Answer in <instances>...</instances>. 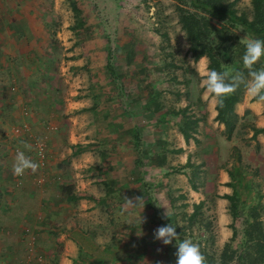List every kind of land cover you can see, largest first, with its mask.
<instances>
[{
    "label": "rangeland",
    "instance_id": "rangeland-1",
    "mask_svg": "<svg viewBox=\"0 0 264 264\" xmlns=\"http://www.w3.org/2000/svg\"><path fill=\"white\" fill-rule=\"evenodd\" d=\"M9 1L0 0V47L4 48L0 55V68L5 67L0 71V112L8 111V107H11L8 105L9 97H13L12 102H18L15 105L12 103L13 108L21 113L24 120L17 126L15 123V127L25 126L28 116L23 113L30 111L31 103L34 107L44 99L51 102V105L56 102L57 106L61 105V109H55L56 113L52 108V116L45 119L43 127L54 118H66L70 114L65 111L70 110L68 99L76 100L80 96L79 92L95 89L92 82L96 79L104 82L100 86L104 93L109 90L123 96V99L120 97L117 101L118 111L122 110L120 104L124 106V96L133 100L139 97V102H144L148 111L164 108L160 112H163V119L167 113L170 122L172 114L183 105L179 103L182 102L181 98L185 97L184 102L187 104L190 94L201 93L203 89L200 81L201 74L207 71V61L203 57L193 60V56L187 52L184 34L177 23L175 0H34L23 7H17L18 4ZM71 2L79 10L77 20L73 18ZM234 8L238 14L251 18L250 0H237ZM210 22L216 30L220 29L219 23ZM38 29L43 34L39 32L38 36L29 38L21 34L25 31L30 36L35 35ZM6 31L11 34H6ZM219 34L220 37H215L211 44L222 68L230 73L241 71L247 79L248 70L239 65L240 53L237 50L239 45L245 44L241 39L246 35L239 27L229 25L220 29ZM107 57L115 74H108ZM262 67L264 57L255 65L257 70ZM238 89L241 94H247L243 85ZM204 105L201 102L202 108ZM143 124H147L145 119ZM169 127L168 131L164 127L162 129V136L165 133L162 142L166 151L177 145L175 129L172 125ZM252 127H255L254 116L237 120L229 136V147L221 148V152L218 150L215 165L211 162L205 166L200 159L193 157V166L188 172L190 186L187 176V181L182 177H173L175 179L168 184L170 188L172 185L177 186L176 189L169 194L172 189L169 188L167 192L168 189L163 185L157 193L158 197H151L153 201L150 199L149 207H144L148 209V212L144 211L147 215L137 213V208L127 215L120 211L100 215L111 219V224L115 221V240L118 244L111 249L100 246L79 247L72 264H123L126 260L125 252L129 249L140 250L127 247V240L144 239L147 236L154 238V231L169 223L176 226L180 240L191 239L199 245L206 264H221L223 252L230 257L224 264H264V151L256 138L251 139ZM223 132L221 134L226 137ZM13 143L10 138L7 140L2 136L0 139L3 149H8ZM17 146L20 151L23 150V147ZM243 149L254 151L255 156L260 155L254 159L257 166L243 158ZM1 156H9L8 151ZM165 169L164 165L161 170ZM219 171L230 172L237 180V216L234 220L228 213L229 202L223 199V203H218V196L230 195L232 192L227 187L228 194L218 195ZM192 172L194 176H191ZM33 176H28V181L23 182L25 185L13 188L11 184L10 189L19 191L25 188V192L29 188L39 190L31 183ZM180 179L183 186L191 187L193 191L198 192L193 188H204L203 198L198 201L201 206L195 209L192 217H189L193 211L192 205L196 203H190L184 197V190L178 181ZM227 183L234 184L229 178L223 186ZM178 190L182 193H176ZM33 201L32 196H19L16 199V210L20 214L27 209L33 211L36 209ZM220 213L226 216H220ZM154 215H157V219L153 218ZM39 217L37 221L41 222ZM100 217L94 213L73 216L75 222L86 226L100 224ZM146 217L147 222H144ZM51 222L49 219L48 223ZM144 223L148 224V232L140 227ZM20 226L19 231L13 234V231L0 224V264H57L50 258L57 255L58 259L60 247L35 250L37 242L31 244L28 236L23 237L24 223ZM231 226L235 236L230 240ZM96 242H103V238ZM225 244L227 247H224ZM175 245L174 240L171 245L153 244L143 247L141 251L144 250L151 259L150 262L139 264H175ZM38 254L41 262L37 261ZM104 255L109 257L105 262L102 259Z\"/></svg>",
    "mask_w": 264,
    "mask_h": 264
},
{
    "label": "crops",
    "instance_id": "crops-1",
    "mask_svg": "<svg viewBox=\"0 0 264 264\" xmlns=\"http://www.w3.org/2000/svg\"><path fill=\"white\" fill-rule=\"evenodd\" d=\"M33 1L10 0L9 3L14 2L18 4L17 7H23L24 4ZM30 21L33 22V19ZM0 29L2 28L0 27ZM39 32L43 34L39 29L35 35L30 36L25 31L21 34L29 38L38 36ZM6 34L10 35L11 32L6 31ZM1 38L2 34L0 33ZM2 51L4 52V48L0 47V55L3 54ZM3 69L5 67L0 68V71ZM103 83L99 79L93 80L92 85L95 89L79 92L80 96L76 100L69 98L67 105L70 110L65 111L70 114H67L64 119L54 118L45 127L42 126V123L46 118L52 116L50 110L53 108V112L58 113L56 110H60L61 105L57 106L56 102H52L51 105V102L45 99L34 107L31 102H25L31 103L30 111L23 113L28 116V120L24 124L30 132L31 139L14 136L15 126L24 120L21 113L13 108V97H9L8 105L11 107H8V111L0 112V139L3 136L14 142V145L12 144L8 149H3V145L0 144V200H3L2 203L0 202V224L6 226V229L9 228L14 234L24 223L23 230H28L31 237L37 242L35 250L60 247L58 259H56L57 255H52L50 258L53 263L72 264L79 247L82 246L114 248L118 244L115 240L117 232V228L114 226L115 221H112L113 224H111V219H105L100 215L111 212L114 214L116 211L125 215L132 214L134 208H137V213L140 212V215H147L144 211L148 212V209H144V207H149L148 200L153 201L151 197H158L157 193L161 191L163 185L169 192L168 182L171 183L175 179L173 177H182L186 181L188 179L187 182L190 186L188 172L191 167L183 169L180 174L172 173L174 168L183 166L186 160L193 165V157L200 159V162L205 166L211 162L215 165L218 150L221 152V148L229 147L230 141L221 134L223 125L214 121L216 99L206 95L204 88L201 93L190 94L187 97V104L184 102L185 97L181 98L182 102L179 103H183V105H180V109L172 114L170 122L167 113L163 119V112L160 111H163L164 108L148 111L145 103L139 102V97L133 100L124 96V106L120 104L119 107L122 110L118 111L117 101L120 97L123 99V96H118L109 90L104 93V89H100ZM100 93L103 95H99ZM1 98L0 95V100ZM201 102L205 103L204 108L200 106ZM245 111L249 113L247 116H254L256 128H264V104L252 100L248 94H242L240 100L234 105L233 112L241 117L244 116ZM182 113L185 117L196 121V125L193 127L194 131H188L196 142L192 139L185 142L180 133V128L184 123ZM47 114L49 115L47 116ZM247 116L245 115L244 118ZM143 119L147 124H143ZM169 125L175 129L177 145L166 151L163 147L165 144L162 142L165 139V133L162 136V129L164 127L168 131L171 128ZM134 128L139 129L138 147L134 146L131 135ZM32 140H40L45 143L47 147L45 166L43 169L39 167L35 173L30 170L26 171L21 177L22 183L17 185L18 176L13 175L12 171L16 155L13 152V147L18 148L17 145L20 148L23 147L21 151L37 162L33 154ZM256 140L261 143L264 151V135L257 134ZM177 149L181 151L174 153ZM5 151H8L9 156H1ZM243 153V158L248 163L258 165L254 159L260 155L255 156L254 151L247 149H243ZM164 165L166 169L162 171L161 168ZM166 173H168L167 176ZM30 174L35 176L43 174L45 177L43 186H36L40 188L39 190L33 187V190L29 188L26 192L25 188L19 191L10 189L11 184L13 188L25 185L23 182L28 181ZM178 181L181 184V179ZM227 181L226 173L219 171L218 195L228 194V188L223 186ZM176 187L172 185L170 188L172 192L169 194H172ZM180 187L183 188L184 197L190 203L197 204L203 198V187L195 188L198 192L182 184ZM176 193H182V191L178 190ZM19 196H32L36 209L33 211L27 209L20 214L18 209L16 210V199ZM137 196L143 200L136 206L129 205L125 200V197L133 199L135 203L134 198ZM67 197L72 199L68 200ZM218 203H223V199L220 198ZM93 213L102 220L100 224L86 226V224L74 221L73 216L76 214L86 216ZM137 213L136 215H138ZM223 215L226 216V214L220 213V216ZM39 216H41V222L37 221ZM49 219L52 220L51 223H48ZM144 222H147V217ZM141 226L148 232L147 223L141 224ZM22 236L26 237L23 233ZM101 237L103 242L98 244L96 240ZM153 244L164 245L159 240L156 242V239L151 236L144 239L127 240V247L140 250L129 249L125 252L126 260L123 264L150 262L151 256L141 250L143 247L147 248ZM39 256L38 254L37 261L41 262ZM102 259L105 262L109 257L104 255ZM137 259L139 260L137 261ZM92 262H96V260H92Z\"/></svg>",
    "mask_w": 264,
    "mask_h": 264
},
{
    "label": "trees",
    "instance_id": "trees-1",
    "mask_svg": "<svg viewBox=\"0 0 264 264\" xmlns=\"http://www.w3.org/2000/svg\"><path fill=\"white\" fill-rule=\"evenodd\" d=\"M177 4L175 6V11L177 13V23L180 26L181 31L184 34V38L187 43V52L190 53L193 57V60H198L199 58H205L207 61L206 70H216L218 72H225L224 68L221 66L220 59L215 55L214 48L212 47L211 42H213L215 37H220V29H224L225 25L239 27L244 35L249 38H258L264 39V0H250L251 6V18L247 19L244 14H238L234 8L237 0H175ZM71 11L73 14L74 20H77L79 13L78 8L74 2L70 3ZM210 21H216L220 24V29L216 28L211 24ZM22 26L21 28H23ZM240 53L238 58L240 59L239 65L245 70L242 63V57L245 52V44H241L237 48ZM109 51V50H108ZM112 66L110 60L107 57L106 59V69L108 74H113L114 71L111 70ZM113 71V72H112ZM115 74V73H114ZM114 76V75H113ZM113 78V77H112ZM115 79V78H114ZM241 90L237 89L232 95L223 98V104L220 106L219 102L216 100L214 110L216 115L214 121L223 125V133L226 134V139L229 140L234 124L237 120L242 121L244 116L249 115L245 111L244 116L238 117L233 112L234 105L240 100ZM252 100H254L252 98ZM183 127L180 128V133L185 142L188 139H192L196 142L195 138L188 131H194L193 127L196 125V121L191 120L188 117L184 116ZM139 129L134 128L131 131L133 137L134 146H139ZM257 134L264 135V128L252 127L251 129V139H255ZM181 150L177 149L174 153H179ZM193 165L186 160L183 166L179 168H174L172 173L180 174L183 169L190 168ZM228 178L233 181V185L230 183L225 184L226 187L231 188L232 192L230 195L218 196V198L225 199L229 202L228 213L232 220L235 219L236 215V202L238 201V193L235 189L237 185V180L234 178V175L230 172H226ZM191 176H194V172L191 173ZM190 177V176H189ZM234 187V188H233ZM195 189V188H193ZM68 198V197H67ZM72 198H68L71 200ZM150 203V200H148ZM201 202L193 204V211L189 217L194 215L195 209L200 208ZM151 207V206H150ZM154 219H157V215L153 216ZM235 236V230L231 226V237L230 240ZM227 247V244L224 245ZM229 256L225 255V252L222 253L221 264H224Z\"/></svg>",
    "mask_w": 264,
    "mask_h": 264
},
{
    "label": "clouds",
    "instance_id": "clouds-1",
    "mask_svg": "<svg viewBox=\"0 0 264 264\" xmlns=\"http://www.w3.org/2000/svg\"><path fill=\"white\" fill-rule=\"evenodd\" d=\"M241 40L245 43V52L242 57L243 67L248 70V78L241 71L218 72L216 70H207L202 75V87L205 94L216 99L220 106L223 104V98L228 97L236 92L243 85L247 94L257 103L264 104V67L256 69L255 65L264 57V39L244 37ZM28 147V146H26ZM39 164L26 156L23 151L18 150L14 157L12 165L13 175L23 176L26 171L30 170L35 173ZM129 205L136 206L143 199L139 196L133 199L125 197ZM167 215V211L165 213ZM143 222V221H142ZM154 238L162 241L164 245H171L176 241V252L174 253L175 264H206L204 255L201 253L199 245L191 239L180 240L177 234L176 226L169 223L158 227L154 231ZM180 241L177 243V241Z\"/></svg>",
    "mask_w": 264,
    "mask_h": 264
},
{
    "label": "built area",
    "instance_id": "built-area-1",
    "mask_svg": "<svg viewBox=\"0 0 264 264\" xmlns=\"http://www.w3.org/2000/svg\"><path fill=\"white\" fill-rule=\"evenodd\" d=\"M13 133L16 138H20L21 136H23L25 138L31 139L30 132L25 126L15 127L13 130ZM31 143L33 145L34 158L39 164V167L43 169L45 166V157L47 155V147L45 143H43L40 140H32ZM17 151H18V148L13 147V152L16 153ZM21 177L22 176L17 177V181H16L17 185L22 183ZM44 181H45V177L43 176V174H39L31 178V183L37 187L42 186ZM24 234L28 236L30 243L33 244L35 240L33 237H31V234H28V230L24 229Z\"/></svg>",
    "mask_w": 264,
    "mask_h": 264
}]
</instances>
